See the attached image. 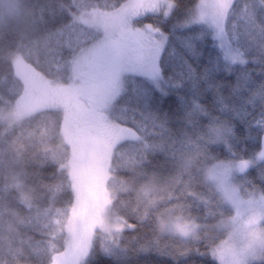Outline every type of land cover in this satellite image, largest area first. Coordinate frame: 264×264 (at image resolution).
<instances>
[{"label":"snow or ice","instance_id":"1","mask_svg":"<svg viewBox=\"0 0 264 264\" xmlns=\"http://www.w3.org/2000/svg\"><path fill=\"white\" fill-rule=\"evenodd\" d=\"M20 19L0 109L6 131L42 120L5 137L0 258L264 264V0H45Z\"/></svg>","mask_w":264,"mask_h":264},{"label":"trees","instance_id":"2","mask_svg":"<svg viewBox=\"0 0 264 264\" xmlns=\"http://www.w3.org/2000/svg\"><path fill=\"white\" fill-rule=\"evenodd\" d=\"M45 0H33V3L35 5H39L41 3H44ZM7 38H11L8 36ZM8 87V77L7 74L4 71H0V93H3L4 90ZM42 120V117L36 116L35 118L29 120L27 118H23L20 120H17L13 122L12 124L8 125V130H5L4 123L0 120V170H2L4 166V161L11 160L12 159V153H6L7 144L5 142V137H18L21 136V133L23 132L24 136H27V131L35 128L37 124H39ZM27 143V141H25ZM50 146L55 148L56 147V141L55 139H51L49 141ZM259 183V181H256ZM0 232H2V228H0ZM145 258H141V261H143ZM191 259L194 260H201L200 257H192ZM96 264H114L113 260L111 258L106 257H98Z\"/></svg>","mask_w":264,"mask_h":264},{"label":"clouds","instance_id":"3","mask_svg":"<svg viewBox=\"0 0 264 264\" xmlns=\"http://www.w3.org/2000/svg\"><path fill=\"white\" fill-rule=\"evenodd\" d=\"M11 4L17 5V9L13 11ZM35 5L33 0H0V39H5L20 26L21 15L25 9ZM0 264H8L7 260L0 258Z\"/></svg>","mask_w":264,"mask_h":264},{"label":"rangeland","instance_id":"4","mask_svg":"<svg viewBox=\"0 0 264 264\" xmlns=\"http://www.w3.org/2000/svg\"><path fill=\"white\" fill-rule=\"evenodd\" d=\"M17 5L11 4L10 8L15 11L17 9ZM7 118V114L3 111V109H0V120L4 123ZM13 122H10L9 124H12Z\"/></svg>","mask_w":264,"mask_h":264}]
</instances>
